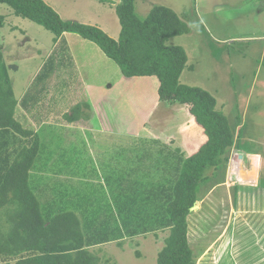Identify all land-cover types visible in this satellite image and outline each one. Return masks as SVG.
I'll use <instances>...</instances> for the list:
<instances>
[{"label": "rangeland", "instance_id": "1", "mask_svg": "<svg viewBox=\"0 0 264 264\" xmlns=\"http://www.w3.org/2000/svg\"><path fill=\"white\" fill-rule=\"evenodd\" d=\"M45 1L58 13H61L64 20H80L82 22H77H84L88 25L96 24L93 21L85 22L86 17H99L102 15L101 12L104 11L101 8L106 9L104 6L99 5L97 0ZM117 1L114 0V2ZM139 1L145 3L142 6L140 2H137L139 5L137 15L140 18L148 16L145 15V8H150L151 11L157 5L168 6L170 4L176 7L181 5L182 8L179 12H182L183 20L190 27V33L174 38L167 44L183 47L188 57L190 56V63L195 67L194 70H189L186 75H183L182 80L183 78L184 80L182 83L185 85L199 87L204 90L217 88L222 93L223 100L238 90V83L244 82L243 78L237 73L242 61H244L246 71L253 77L264 70L261 58L264 45V39H262L264 38V0ZM173 3L178 4L174 5ZM0 17L2 18H0V51L5 58V63L8 65L9 76L11 77V83H14L16 96L20 97L26 91L25 89L31 85L27 82L35 76L36 82L30 86V92L36 98H39L37 103L38 115L45 116L43 121H36L39 125L44 122L46 126L40 133L42 151L35 165L46 166L49 165L51 160L54 165L59 166L63 160L66 162L67 158L74 162L79 158V147L84 148L90 145L108 146L106 144L111 143L110 140H113V143L118 140L115 143L128 145V140L126 142L122 140L134 137L111 136L108 133L98 131H88L80 135L76 131L84 126L85 122L73 123L70 127L68 126L69 123L66 122L65 115L72 112L74 107L77 106L75 101L79 100L72 90L77 84L74 83L78 76L77 72L73 69L71 60L68 58L65 62L57 61L58 74L60 76L64 75L65 81L58 76L55 78V75L52 77V73L51 75L50 73L47 74L52 69L50 63L54 57H51L52 51L54 50L58 54L61 53L67 37L62 36V39L60 38L61 43L55 42L53 33L28 19L16 16L12 9L5 4H0ZM103 17H107V11L104 16L98 18V21ZM98 21L96 23H102V21H100L101 23ZM116 21L119 29H121L117 15ZM118 35L115 34L112 37L117 39ZM74 36L76 39H81L78 35ZM222 46L224 48L220 51ZM81 47L77 46V48ZM84 47L101 51L93 42L86 44ZM101 53L102 56L106 57L103 52ZM225 53L230 54V59L233 60L232 67H230ZM48 56L50 57L47 59ZM106 63L109 64L107 69L111 71L112 75L102 70L101 75L98 76V83L97 81L86 83L89 84L91 98L93 97L92 102L98 113H101V110L111 116L116 115L119 123L118 129L141 130L135 135L137 137L144 136L143 145L153 147L154 150L148 151L149 154L142 153L147 156L146 166L152 171L155 170V166L149 165L148 161H154L153 157L156 156L160 148H164V145L166 155L167 151L168 153L172 151L178 157L184 159L185 156L181 154L180 149H182L184 155H187L186 145L190 141L180 134V128L186 125L189 119L186 107L175 102L159 101L160 103L153 107V111H150L152 101L158 94V79L152 77L150 81H144L145 79L130 78L131 80L123 82L121 77H126L121 73L119 66L113 64L110 59ZM104 67L106 70V66ZM42 72L46 76L40 79L39 76ZM116 73L119 74L117 78L114 77ZM48 75L57 81H61L63 83L62 88H52L53 83H47ZM263 78L264 72L260 81H263ZM110 83L114 86L111 90H107ZM136 83L150 84L145 87L144 84L138 85ZM27 84L29 85L26 87ZM143 93L147 95V98L141 96ZM259 108L264 112V103L260 104ZM82 111L84 116H90V109L82 108ZM17 113L20 115L19 111ZM19 121L24 127L30 128V123L27 124L25 119L20 118ZM63 124L67 131L73 132L72 138L67 139L66 133H63ZM87 126L95 127L96 123L95 121L93 124L87 123ZM102 127L104 126L102 125ZM235 130L237 131V128ZM149 138H153L152 140L155 141L148 140ZM119 153L122 152L119 151ZM106 154H111V152L108 151ZM232 155L235 157V162L238 156L237 152L232 153ZM127 165H129V162H127ZM238 170L239 168L236 165L230 170L231 176L235 179ZM241 176L244 177V174L241 173ZM168 177H170L169 174H167ZM75 189H77V186L74 187L73 185L72 190ZM88 190L92 192L90 184ZM46 192L49 194V191ZM93 192L96 193L95 190ZM103 193L107 194V192ZM46 195V193L38 195L42 196L41 199L40 197L38 199L44 216L48 218L51 214L54 213L55 215V212L63 210L64 204L60 201V197L56 192L54 198H49V196L47 198ZM223 196H226V194H220L216 199L209 202L211 207L209 209H212L213 212L208 208H202L199 204L200 208L196 206L190 216L188 235L196 264H264V199L257 196L261 206L256 205L255 202H252V205L244 201L239 203V200L236 206L233 194L229 196L230 198ZM252 197L254 198V196ZM201 200L204 201L203 197ZM67 208L69 207L67 206ZM239 208L242 212H245L244 209L247 212L241 214ZM84 232V234H87L85 228ZM168 233V230L161 231L159 229L157 232L139 235L132 240L129 239L124 242L123 247L111 244L101 250H96V254L101 256L100 264H157L158 253L164 246V240Z\"/></svg>", "mask_w": 264, "mask_h": 264}, {"label": "trees", "instance_id": "2", "mask_svg": "<svg viewBox=\"0 0 264 264\" xmlns=\"http://www.w3.org/2000/svg\"><path fill=\"white\" fill-rule=\"evenodd\" d=\"M99 1L115 5L121 23L118 39L97 26L64 20L44 0H0V4L7 5L16 16L53 33L55 42L65 33H73L95 43L119 66L125 77H156L159 100L186 107L194 125L201 129L195 135L199 136V146L189 157L179 158L176 165L169 164L168 160L170 177L161 189L165 198L161 199L159 209L157 198L152 194L156 189L152 186L149 207L155 209L145 213L138 205L141 195L137 192L133 199H128V207L123 201L120 219L124 220L128 237L154 233L158 229L169 231L158 253L157 264H196L189 241L188 216L196 206L198 188L205 180L206 172L217 168L227 149L234 145L228 117L216 110L217 101L208 91L179 82L188 56L183 47L167 45L166 41L189 34L190 27L173 9L154 6L142 20L135 13L137 0ZM45 76L42 72L39 77ZM17 108L8 67L0 51V128L27 140L7 170L6 188L13 192L7 203L16 205L19 211L7 216L9 229L0 246V254L9 258L21 256L16 264H100L98 256L89 247L117 238L98 240L92 233L86 240L79 217L71 211L49 219L43 217L29 186V171L39 152V137L17 119ZM82 108L89 109V106L79 104L65 118L70 122L79 120L83 115ZM25 252L29 254L24 256Z\"/></svg>", "mask_w": 264, "mask_h": 264}, {"label": "crops", "instance_id": "3", "mask_svg": "<svg viewBox=\"0 0 264 264\" xmlns=\"http://www.w3.org/2000/svg\"><path fill=\"white\" fill-rule=\"evenodd\" d=\"M92 2L94 3V1ZM137 2H140V5L142 4V6L145 5V3L139 0L135 2L136 15L138 14L137 10L139 7ZM97 3L106 8H101V10H104L101 13L104 16L105 12L107 11V17H103V19L99 21L98 18L102 15L99 17H86L85 22L88 23L90 21H93V23L96 24L93 26L101 28L106 33L108 32L107 34L110 37L115 34H119L117 37L118 39L120 36L121 29H119L118 23L116 21L117 14L115 5H112L107 2H101L99 0H97ZM173 4L177 5L178 3ZM167 7L173 9L183 20L184 16L182 12H179L182 8L181 5H177L176 7L168 4ZM149 9L150 8H145V15H148L147 12L150 11ZM59 14L62 15L61 13ZM137 16L139 17V15ZM145 18L146 16H143L140 19L144 20ZM96 21H98L99 23H101L100 21H102V23L98 24L96 23ZM74 35L78 34L65 33L63 35V37H67V41L66 43H64V52L61 51V53L58 54L55 53L56 51H52L53 54L51 55V57H54L52 61H50V63L52 64V70H50L49 73L50 75L52 73V77H54L53 75H55V78L56 76H58L61 77V80L65 81V76H60L58 74L59 72L57 70V61L65 62L69 58L71 60L73 69L77 72L78 75L77 79L74 81V83L77 84L72 89L73 94L77 95V99H79L78 101L75 99V103L77 105L87 104L91 111L90 116L88 115V117H86L83 113L82 117L77 121L70 122L66 118L65 120L67 123H69V127L73 123L85 122L86 124L84 126H81V128L76 131L77 134L80 135L88 131H98L100 133H108L111 136L122 135V137H134L132 139H121L123 142H126L128 140V145H121L115 143L118 140H116L114 143L113 140H110L111 143L106 144L108 146L90 145L89 147L84 148L79 147L80 155L77 161L71 162V159L67 158V161L65 162L63 160L59 166L54 165L51 160L49 161V165L46 166L35 165L42 151V145L40 143V133L41 130L44 129V127L46 126L44 125V122L40 123V125L36 122L43 121L45 116L38 115L37 103L39 102V98H36L33 93L30 92V86L36 82L35 76H33L30 81L27 82L29 84L31 83V85H25L26 87H28L25 89L26 91L23 93L24 95L21 94L20 97L16 96L15 86L13 82L12 87L14 90L15 98L18 101L17 111L20 112V115H18V113L16 112L17 119L19 120L20 118H23L27 121V124L30 123V128L39 137V152L29 171V186L40 205L43 217L45 219H49L60 213L71 211L79 217L81 221V226L83 223L82 231L84 232V228L86 229V240H88V237L91 236L92 233H95V237L98 240L107 237L117 238V240L112 242L96 244L89 247V250L96 254V250H101L102 248L111 244H117V247H123L124 242L129 239L132 240L135 237L139 236L138 235L134 237H128L125 234V232H127V228L125 227V225H123L124 220L120 219V212L123 210V201L125 200L126 206L128 207V199H133L135 193L138 192V196L141 195V198L139 199L140 203L138 205L141 206V209L145 210V213L148 211L151 212V210H154L155 208L149 207V196L151 194V192L149 191L150 188L154 186L156 190L152 192V194H154V198H157V209H159L161 199L165 198V195L161 192V189L166 186L167 182V162L169 160V164L176 165L179 162L178 160L180 157H178L172 151H169V153L167 151L166 155V148L164 145V148H160L156 156L153 157V163L151 161H148L150 163L149 165L155 166V170L152 171L146 166L147 156L143 155L142 153L145 152L146 154H149L148 151L154 150L153 147H145L143 145L144 136L137 137L135 135V133L141 130H133L131 128L118 129L119 123L116 115L111 116L101 110V113H98L96 106H94V103L92 102L93 97L91 98L90 89L88 87L89 84L86 83H92V81H97L98 76L102 73V70L108 72L109 75H112L111 71L107 69V66L109 64H105V62L109 58L102 56L101 49H99L101 50L99 52L96 51L97 49L95 50L93 48L84 47L91 41L86 40L81 36V39H76ZM177 37L181 36L169 38L166 41V44L167 42H170L171 40ZM60 38L57 40V43L62 42L60 41L62 38ZM77 46L82 47L77 48ZM224 46L220 47V51L224 48ZM261 52H263L261 58L264 64V45ZM225 56H227L226 58L228 59L230 67H232L231 65L233 64V60L230 59V54L225 53ZM49 57L50 56H48L47 59ZM189 57L179 79V82L181 84H184L182 83V81L184 80V78L182 80L183 75H186L189 70L195 69L194 65L190 63ZM243 62L244 61L241 62L239 72L237 73L240 75L241 78H243L244 82L238 83V90L235 93L229 95L228 98L226 97L222 100V93H220L219 89L217 88H214L213 90L205 89L215 97L217 101L216 110L224 113L228 117L234 135V145L227 149L224 155L223 162L217 168L209 169L206 172L205 180L199 185L198 188L196 203L197 208L199 207V204L202 208H211L209 206V202L216 199L220 194H226V196H223L225 198H230L229 196L233 194L236 206L238 200L239 203L241 201H244L252 205V202H255L256 205L261 206V203L258 202L257 196L264 199V112H262L261 108H259L260 104L264 103V78L263 81H260L264 70L259 75L253 77L246 71L244 67L245 64H243ZM112 63L117 65L114 61H112ZM104 66H106V70ZM50 75L47 76V83H53L52 88H62L63 83L61 81L55 80L54 78H51ZM118 76L119 74H114V77L117 78ZM121 78L123 82L130 79L127 77ZM134 78H139V80L145 79L144 81H150L152 77ZM90 79L91 81H89ZM136 84H144L145 87H147L150 83ZM113 86L114 85L110 83V85H108L107 90H111ZM158 88L159 83H157V91ZM141 96L143 98H147V95L145 93H143ZM159 101V95L157 94L155 96V99L152 101V108L150 111H153V107L155 105L157 106V104L160 103ZM260 101L261 103L259 104ZM94 121L96 123L95 127L87 126V123L93 124ZM102 125L104 127H102ZM235 128H237V131H234ZM62 129L63 133H66L67 139L72 138L73 132L67 131L64 124L62 125ZM200 130L201 129H199V127H196V125H194L190 117L188 119V123L180 128V134L190 140L189 143L186 145L188 149L187 155H184L182 149L179 148L181 154L185 156V158L189 157L194 151H196L197 147L199 146V136L196 137L195 135L198 134V132L200 133ZM152 139L153 138H149L148 140L155 141ZM26 143L27 140L22 138L15 132L7 131L5 129L0 128L1 247L2 243L5 241L6 232H8L9 229L7 223V216L16 215L19 211L16 205L7 203L8 199L13 196V192L7 191L6 188L7 170L8 167L15 162L17 152H19L26 145ZM108 151L111 152V154H106ZM119 151L122 153L120 154ZM234 152H237L238 155L235 162L234 155L231 156V154ZM127 162H129V165H127ZM234 165L239 168L238 174L236 175V179L230 174V170L234 168ZM241 173L244 174V177L241 176ZM89 184L92 186V192L88 190ZM73 185L74 187L77 186V189L72 190ZM236 187H239L238 191L236 190ZM93 190H95L96 193H94ZM46 191H49V194ZM55 192L57 193V195H59V199L64 204V208L59 212H55V215L53 213L48 218H46L42 211L41 203L38 199V197H40L41 199L42 196L38 195L46 193L47 198L48 196L49 198H54ZM103 192H107V194ZM254 193L255 195H253ZM252 196H254V198ZM202 197L204 201L201 200ZM145 201L147 202L145 203ZM67 206L69 208H67ZM127 207L125 208L127 209ZM239 210L241 214L247 212L246 209H244L245 212H242L241 208H239ZM210 211L213 212L212 209ZM191 215L192 213L188 216V224ZM28 254V252H25L24 256H27ZM96 255L99 258V263H101V256L98 254ZM20 258L21 256L9 258L0 254V264H16Z\"/></svg>", "mask_w": 264, "mask_h": 264}, {"label": "water", "instance_id": "4", "mask_svg": "<svg viewBox=\"0 0 264 264\" xmlns=\"http://www.w3.org/2000/svg\"><path fill=\"white\" fill-rule=\"evenodd\" d=\"M195 208H196V206H195L193 209H195ZM193 209H192V210H193Z\"/></svg>", "mask_w": 264, "mask_h": 264}]
</instances>
